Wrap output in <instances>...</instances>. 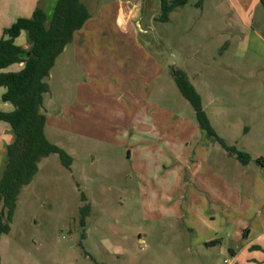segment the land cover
Instances as JSON below:
<instances>
[{
    "label": "rangeland",
    "instance_id": "374dc122",
    "mask_svg": "<svg viewBox=\"0 0 264 264\" xmlns=\"http://www.w3.org/2000/svg\"><path fill=\"white\" fill-rule=\"evenodd\" d=\"M188 1L170 22L154 23L161 1L145 0L129 31L117 25V7L105 16L99 4L75 33L44 97L46 137L72 162L42 161L0 238L1 264H227L226 235L242 239L244 220L258 212L264 225V188L253 190L264 157V65L251 70L249 55L223 62L224 43L211 39L213 7L206 0L198 19L203 0ZM174 70L202 96L217 137L199 126ZM166 136L180 139L182 161L170 160ZM218 138L254 161L242 164ZM211 173L230 190L207 182ZM234 264H264V240Z\"/></svg>",
    "mask_w": 264,
    "mask_h": 264
},
{
    "label": "trees",
    "instance_id": "16d2710c",
    "mask_svg": "<svg viewBox=\"0 0 264 264\" xmlns=\"http://www.w3.org/2000/svg\"><path fill=\"white\" fill-rule=\"evenodd\" d=\"M187 4V0H161L159 21L169 22L170 15ZM90 19L83 0H59L51 18L42 7H38L31 18H20L4 31L0 40V88H6L2 100L10 103L11 112L0 111V123H7L14 135L6 147L4 169L0 178V238L11 231L19 197L40 170V164L51 155L58 154L62 163L70 167L72 159L60 147L46 137L47 117L44 112V97L50 93L47 79L57 59ZM26 33L29 48L16 44L22 33ZM23 67L8 71L14 65ZM176 84L195 110L199 126L208 134L217 137L211 121L204 110L202 96L192 85L185 72L173 71ZM244 165L253 162L252 156L229 148ZM255 162L264 168V157ZM84 219L89 216V206L81 210ZM1 264V258H0Z\"/></svg>",
    "mask_w": 264,
    "mask_h": 264
},
{
    "label": "crops",
    "instance_id": "0c3cea01",
    "mask_svg": "<svg viewBox=\"0 0 264 264\" xmlns=\"http://www.w3.org/2000/svg\"><path fill=\"white\" fill-rule=\"evenodd\" d=\"M86 1L88 0H83V4L85 5L90 14V19L86 22L84 27L89 26L91 24V21L93 20V16L95 15L93 13V8L100 4L101 7H99V14L103 12L105 13L104 15L107 16L108 12H111V7L114 5L117 8H115L112 13L114 15L117 25L120 26L123 30L129 31L133 28L134 23L138 22V20L140 19L142 14L143 3L145 0L119 1L118 5H104L103 3H99V0H89L88 5ZM58 2L59 0H0V40L3 37L4 31L6 29L11 27L20 18H31L34 11L38 7H42L46 11L48 17L51 18ZM205 2L206 0H203L202 3L196 4V6L200 8V10L196 12L198 19H200L204 14ZM207 3L208 5L213 7V14L211 17L212 19L210 18V23L213 28L211 39L217 38L221 40V43H224L225 46V52L222 53L223 62L230 64L229 61L231 60V57L228 56L231 54H233V56L238 59H242L246 57V55H249L251 57L249 60V68H251V70L259 68V65H264V0H207ZM188 4L189 1L186 5L178 7L171 15H173L177 10L185 8ZM171 15L169 22L171 21ZM156 21H159V19H157L156 15H152L150 17V22L155 23ZM84 27L81 30L84 31ZM16 44L23 48H28L27 35L25 32L22 33V35L18 39H16ZM68 47L69 46L66 47L65 51L57 59L56 65L53 68L48 79L52 78L53 71L57 68L61 57H64L66 55ZM215 60L216 59L214 58L213 61ZM67 62H69V58H67ZM208 64L212 65L213 63L212 61L208 60ZM22 67L23 64L14 65L9 68L8 71H18ZM5 93L6 88H0V111L11 112L13 111L14 107L10 103H4L2 100V97ZM205 112L207 113L210 119V113L208 111ZM195 128L198 130L197 126H195ZM197 134H199V132ZM13 140L14 135L10 126L7 123L1 122L0 156H2V158L5 156L7 145L12 143ZM161 142H163L162 144L166 147L167 151L169 152L170 160H174V162H179L180 160L182 161V157L178 152V146L182 148V143H179L180 139H177V137L174 139H170L166 136L165 140H161ZM203 156L204 154H200L199 156L197 153V157L195 158L194 162L198 166H202L203 164H205ZM263 173L264 168L261 167V170H259V177L257 176L258 179H260L261 175H264ZM257 177L253 186L255 194L257 190L259 191V188H264V184L262 185L260 181L257 180ZM218 178L219 177L216 178V176L211 173V177L207 178L206 180L207 182L212 183L217 182L219 187H221L220 183H222V188H225L224 185L226 182V184L228 185V188L226 189L230 190L231 183L226 181L222 177L221 178L223 179V182L221 180H217ZM210 189L212 190V196L209 197V200L214 202V198H217L218 196H216L217 193L214 192V189H212L211 187ZM261 194H263L264 197V190ZM206 195L210 196L209 193H206ZM222 203L226 204L225 206L227 207L226 199H224ZM258 213L259 215H256L255 218L251 217L250 221L246 219L244 220L245 224L249 227L243 229L242 232L245 233H243L244 235H241L242 239L232 240V237L230 238L229 234L226 235L225 239L228 240L227 243L225 242L226 244L224 249L225 251L227 250V253L232 258L231 261L227 260V264L236 263L248 250H250L251 248H256L257 246H259V243L264 240V225L260 222V218H262V213ZM205 243H207V241H205ZM210 244L212 246H215L217 244L221 245L222 243L218 241L215 243L211 242Z\"/></svg>",
    "mask_w": 264,
    "mask_h": 264
},
{
    "label": "built area",
    "instance_id": "2783aa9c",
    "mask_svg": "<svg viewBox=\"0 0 264 264\" xmlns=\"http://www.w3.org/2000/svg\"><path fill=\"white\" fill-rule=\"evenodd\" d=\"M228 261L227 260H225V263H227Z\"/></svg>",
    "mask_w": 264,
    "mask_h": 264
}]
</instances>
